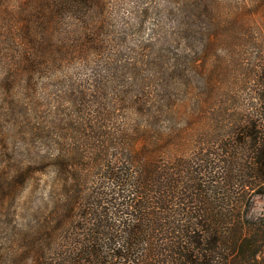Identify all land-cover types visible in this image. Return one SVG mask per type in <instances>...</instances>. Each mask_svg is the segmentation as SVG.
<instances>
[{
  "label": "trees",
  "instance_id": "trees-1",
  "mask_svg": "<svg viewBox=\"0 0 264 264\" xmlns=\"http://www.w3.org/2000/svg\"><path fill=\"white\" fill-rule=\"evenodd\" d=\"M120 2L0 0V74H9L0 80L97 72L63 124L30 125L36 157L0 165L5 195L29 172L49 192L36 225L15 233L17 249L1 250L0 264L264 263V222L250 218L264 195V0L190 6L203 22L199 60H189L188 45L170 47L193 34L177 20L164 41L121 50L108 39ZM161 6L138 0L129 11L145 22L178 18L179 8ZM237 27L261 35L242 43ZM114 62H127L126 72ZM104 80L116 83L112 92L96 84ZM5 172L19 181L4 182Z\"/></svg>",
  "mask_w": 264,
  "mask_h": 264
},
{
  "label": "rangeland",
  "instance_id": "rangeland-1",
  "mask_svg": "<svg viewBox=\"0 0 264 264\" xmlns=\"http://www.w3.org/2000/svg\"><path fill=\"white\" fill-rule=\"evenodd\" d=\"M137 1L121 0L116 6L112 13L114 20L111 21L113 29L108 38L110 41L114 39L117 43H120V49L125 51H128L126 49L128 47L130 49L135 47L134 43L164 41V32H170L175 25L173 24V20H177V25L183 29L190 27L193 34L189 38V33L184 32L180 43H172L170 47H184L188 45L190 48V51L187 52L189 60L193 58L201 59L203 56L202 46L204 44V35L202 34L203 22L196 16L198 10L193 11V8H190V6L199 3L200 0H169V2L158 0L160 4L164 5V7L161 6V9L164 10L165 14L179 8L178 18L167 19L161 15H154L152 18H148L146 22L142 16L136 17L129 11L130 7L137 3ZM188 24H191L193 27ZM142 26L144 27L143 31H140ZM237 28L245 31L242 33L246 35L245 41L242 43H250L253 37L257 38L261 35V32L256 27H252L250 30L241 29V27ZM166 44V40L164 43H157L160 48L167 49ZM182 58H186V53L183 54ZM200 61H208L209 63V57ZM115 62L113 71L118 73L126 72L125 68H127V65L125 63L127 62L124 64ZM0 65H3L1 57ZM186 70L190 73L188 69ZM91 73L97 74L92 69V65L87 68L84 67L83 73L78 76H74L71 69H55L47 72L46 75L43 74L40 77H36L32 81L17 77H12L10 80H0V165L2 167L5 166L4 161H8L11 158L14 163L7 164V166L14 165L16 161L18 163H28V161L36 157L39 145H36L29 132L30 125H48L53 118L57 119V121H62L63 124L69 111L75 110V105L80 102L82 93L91 88L92 84L88 79ZM3 74L4 78H7L9 76L8 70H4L0 74L1 77H3ZM119 76L123 75L119 74ZM189 77L194 79L195 85L199 86L198 83L201 76L199 78L192 70ZM119 82H122L121 84L124 85L123 81L120 80ZM96 84H101L105 92L108 90L112 92L115 89L114 85L116 83L112 84L104 80L103 82L98 81ZM124 87L122 86L121 89ZM41 148L46 149V146L43 145ZM45 149H41V151L44 152ZM5 175L3 176L2 173L3 180L4 177H8L13 182L19 181L14 175H7L6 172ZM28 175L29 177L25 184H21L18 189H13L10 194L5 195L4 192L0 191V251L4 250L6 253L14 250L13 246L17 249L18 245L16 246L12 240L15 233H18L25 225L35 226L37 219L41 217L37 211L39 209L45 210L47 206L44 203H46V199L49 196L48 189L44 183L39 185L33 178H30L32 173L29 172ZM46 179L48 180V178ZM0 182L2 190L1 179ZM41 202H43L42 205H40ZM250 218L264 222V195H256L254 197L250 208ZM1 255L4 256L3 252H1ZM261 259L262 261L264 260V253ZM262 264L264 263L262 262Z\"/></svg>",
  "mask_w": 264,
  "mask_h": 264
}]
</instances>
